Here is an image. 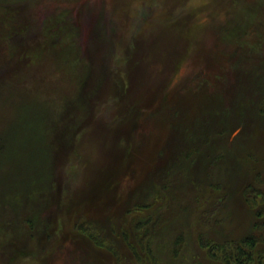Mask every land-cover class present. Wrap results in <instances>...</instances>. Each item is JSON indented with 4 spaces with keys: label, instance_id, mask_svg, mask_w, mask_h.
I'll return each mask as SVG.
<instances>
[{
    "label": "rangeland",
    "instance_id": "374dc122",
    "mask_svg": "<svg viewBox=\"0 0 264 264\" xmlns=\"http://www.w3.org/2000/svg\"><path fill=\"white\" fill-rule=\"evenodd\" d=\"M80 1L33 0L32 11L41 19L68 10L78 32L76 45L87 54L95 45L88 32L97 11L92 10L94 4L92 9L87 4L97 0H83L84 7ZM110 10L114 20L103 54L105 79L103 84H91L96 92L89 110L85 102L70 106L84 84L75 87L77 72L62 66V54L48 48L38 69L18 83L32 88L34 96L27 98L31 107L16 114L14 125L11 100L9 114L2 118L0 112L1 135L8 146L0 169L5 172L4 187L18 186L22 200L26 191H34L31 207L19 212L11 210L10 196L6 195V204L0 203V228L6 226L0 229V264H116L113 255L94 245L76 224H101L104 234L126 249L122 234L130 232L132 218L140 215L134 207L142 199L154 202L146 208L152 212L161 202L174 201L175 209L163 216L168 220L175 215L167 228L175 232L185 196L190 200L196 193L207 196L208 184L219 178L210 163L184 184L188 178L182 177L179 161L184 169L196 171L199 154H207L196 153L191 165L180 159L182 149L202 146L192 141L198 131L194 121L198 129L202 111L210 115L214 105L232 97L240 66L251 76L264 77V0H111ZM82 15L91 17L81 21ZM77 54L70 56L72 64L78 62L72 57ZM0 89L5 93L9 86ZM14 93L24 95L21 86ZM251 119L257 125L247 126L251 131L243 139L239 130L225 137L228 145L239 140L235 168L224 183L228 199L221 210V228L234 236L254 219L242 199L243 187L259 175L264 184V116ZM50 123L52 127L56 123V130L45 134L44 125ZM53 136L58 140H52L50 152ZM220 195L215 191L211 200ZM185 205L190 223L199 205L194 199ZM17 218L20 224L34 219L37 234L32 241L6 240ZM126 255L132 258L129 251Z\"/></svg>",
    "mask_w": 264,
    "mask_h": 264
},
{
    "label": "trees",
    "instance_id": "16d2710c",
    "mask_svg": "<svg viewBox=\"0 0 264 264\" xmlns=\"http://www.w3.org/2000/svg\"><path fill=\"white\" fill-rule=\"evenodd\" d=\"M32 1L0 0V86L4 84L9 86L8 92L4 93L2 89V93H0V112H2L3 118L4 114H9V108H6L10 106L9 100L15 104L12 125L15 124L17 113L23 109H28V106L31 107V101L27 98H33L32 88L29 86L23 88L22 84L44 61V56L47 54L46 49L52 48L60 52L63 58L61 65H66L69 70L77 72L75 87L84 84L70 100V106L73 103L76 106L75 104L79 105L81 102H85L89 110V102L96 92L95 88L91 90V84H103L106 74L107 59L103 54L108 47L111 24L114 20L110 10L111 0H97L87 4L90 9L95 6V9L92 10H97L96 13L92 14L94 23L88 32L95 45H91L90 50L86 51L87 54H83L84 52L76 45L79 41L76 39L78 32L75 25L71 24L68 10H61L47 18L38 19L32 11ZM79 5L84 7L86 3L81 0ZM85 17L89 20L91 16L82 15L81 21ZM80 53L83 55L80 56ZM93 53H101L102 55L96 56V54L92 55ZM72 54L78 56H72L75 61L78 60L74 64L70 60ZM240 68L242 69L238 72L232 97L227 101L223 100V104L214 105V112H211L210 115H206L202 111V117L198 120L200 123L198 129V125L194 121L195 129L198 131L194 132L196 138L192 141L201 144V148L197 149L193 146L185 150L182 149L181 152L180 159L189 160L191 165L194 163L192 160H196L194 158L196 153L207 151V154H199L200 166H197L199 169L196 171L184 169V163L179 161L183 172L182 177L188 178V181L184 183L185 185H189L192 181L189 179L192 174L199 173L202 167L208 166L210 163L214 164L219 175L217 183L214 184L211 181L208 184L207 196H198L196 193L195 197L191 198V200L194 199L195 205H199V210L197 209L199 212L190 223L187 219L189 207L185 204H190L191 200L185 196L186 199L182 200L185 203L179 205L180 212L182 210L180 216L178 215L181 225L175 229V232L167 230L175 221V215L168 220H165L163 216L166 210L175 209L177 205L174 201L161 202L154 212L146 211L147 207L153 205V201L144 202L142 199L136 202L134 208L137 210L136 212L141 213L132 218L130 232H123L122 234L126 249L118 248L117 243L104 234V227L101 224L90 221L76 224L78 231L86 235L94 245L107 249L115 258L116 264H264V184L263 179H257L261 175L244 186L241 192L243 201L254 216L249 228L242 234L235 236L227 234L221 228L223 223L221 210L229 195L224 183L229 180L228 171L231 174L235 168L237 159L234 149L239 141L236 139L228 145L225 143L227 142L225 137H229L231 130H239L238 134L243 139V135L250 134L251 131L247 126L252 123L254 127L257 125L256 120L251 118L264 116V77L251 76L253 73L250 75V70L247 71L246 67L240 66ZM18 83L22 84L19 85ZM19 86L24 93L23 96L14 93L19 89ZM249 98L252 102L248 101ZM28 111L34 110L30 108ZM77 113L80 111L75 114ZM55 126L56 123L53 127L51 123L44 125L45 134L49 132V129L51 131L56 130L54 129ZM1 127L2 125H0V169H2L8 149L4 136L1 135L4 132ZM236 137L238 135L234 138ZM52 140L55 142L58 139L53 136L48 141L50 152L54 149ZM187 145L189 143H186L185 146ZM210 150L211 154L208 155ZM192 171L194 173H191ZM4 175L5 172L0 170V203H7L5 202L7 195L13 200L9 203L12 211L19 212V210L30 208L34 191H26L25 200L20 199L21 191L18 186L14 184L15 188L11 190L4 187L6 185L5 180H2ZM197 186L198 184L194 185L193 188H198ZM198 191L203 193L202 188H199ZM215 191L219 195L225 192L223 195L215 196L214 201H212ZM209 205L215 208H211ZM193 208L195 206H191V209ZM24 220L26 222L23 224L18 222V218L12 220V223L15 224H11L15 228L6 237V240L16 243L21 240L24 243L32 241L31 238L37 234V226L33 218H25ZM188 224H191L193 229L188 227ZM1 227L5 228L6 226ZM34 230L36 231L34 232ZM192 230L193 235L191 234ZM164 232H167V235ZM127 251L130 252L132 258L126 255Z\"/></svg>",
    "mask_w": 264,
    "mask_h": 264
}]
</instances>
